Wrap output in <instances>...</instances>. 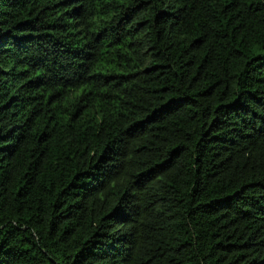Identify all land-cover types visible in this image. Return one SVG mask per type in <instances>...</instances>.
<instances>
[{"label": "trees", "instance_id": "trees-1", "mask_svg": "<svg viewBox=\"0 0 264 264\" xmlns=\"http://www.w3.org/2000/svg\"><path fill=\"white\" fill-rule=\"evenodd\" d=\"M0 264H264V0H0Z\"/></svg>", "mask_w": 264, "mask_h": 264}]
</instances>
